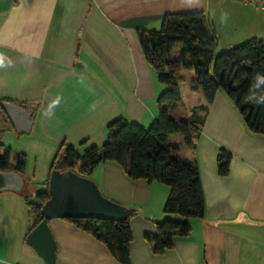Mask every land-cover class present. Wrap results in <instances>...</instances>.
Listing matches in <instances>:
<instances>
[{
	"label": "crops",
	"instance_id": "crops-1",
	"mask_svg": "<svg viewBox=\"0 0 264 264\" xmlns=\"http://www.w3.org/2000/svg\"><path fill=\"white\" fill-rule=\"evenodd\" d=\"M186 11L208 15L219 51L251 38L264 41V8L242 0H0V100L36 105L30 133L50 150L63 142L81 153L101 148L107 125L120 117L149 126L167 86L147 61L138 30H159L166 14ZM78 61L86 67H77ZM190 79L189 88L187 79L181 87L174 118L201 121V134L193 148L183 136H170L181 147L179 157L198 162L206 197L205 216L192 221L189 236L176 237L163 252H155L146 238L165 217L167 185L126 178L113 161L99 164L90 178L110 198L135 207L131 264H264V136L247 129L224 92L210 103ZM187 92L199 100H184ZM1 125L2 132L12 129L8 122ZM222 148L232 154L227 175L218 172ZM115 175L121 181L110 186ZM155 189L161 193L157 206ZM26 207L23 194L0 193V264H46L26 242L33 225ZM49 225L56 264H121L70 220L55 218Z\"/></svg>",
	"mask_w": 264,
	"mask_h": 264
},
{
	"label": "trees",
	"instance_id": "trees-1",
	"mask_svg": "<svg viewBox=\"0 0 264 264\" xmlns=\"http://www.w3.org/2000/svg\"><path fill=\"white\" fill-rule=\"evenodd\" d=\"M138 36L158 80L167 86L158 97V117L149 128L123 117L117 118L107 125L103 146H91L84 153L63 142L50 167L46 189L37 192L34 201L25 197L33 220L31 230L44 219L41 210L50 198L52 170H73L90 178L99 164L113 161L120 164L131 179H144L150 184L159 181L170 188L163 208L164 219L157 223L156 233L146 234L155 252L172 248L178 236L190 235L192 221L205 216L206 197L198 162L179 157L176 153L181 147L170 142L171 135L179 134L184 138V145L193 148L202 130L201 121L179 120L171 115L182 101L181 87L186 81L183 72H193L191 88L200 91L210 103L218 91L224 92L241 114L247 129L254 135L264 136V99H258L264 98L263 40L251 38L219 51L216 28L203 11L166 14L159 30L139 29ZM4 101H15L0 100V113L10 124L1 108ZM231 161L232 154L222 148L217 157L220 175L228 174ZM25 163L24 153L17 154L15 162L11 161L10 152L0 155V169L3 170L22 174ZM131 216L122 220H67L105 244L121 264H131Z\"/></svg>",
	"mask_w": 264,
	"mask_h": 264
},
{
	"label": "water",
	"instance_id": "water-1",
	"mask_svg": "<svg viewBox=\"0 0 264 264\" xmlns=\"http://www.w3.org/2000/svg\"><path fill=\"white\" fill-rule=\"evenodd\" d=\"M77 67L84 68L82 61ZM1 108L17 134L32 131L36 105L23 107L16 102L4 101ZM25 181L16 171L0 169V193L21 191ZM50 198L42 206L44 219L27 235L26 242L34 248L46 264H56V241L49 221L60 218H96L122 220L130 217L135 209L124 206L106 197L98 184L89 177L73 170L51 171L49 180Z\"/></svg>",
	"mask_w": 264,
	"mask_h": 264
},
{
	"label": "rangeland",
	"instance_id": "rangeland-1",
	"mask_svg": "<svg viewBox=\"0 0 264 264\" xmlns=\"http://www.w3.org/2000/svg\"><path fill=\"white\" fill-rule=\"evenodd\" d=\"M192 74H193L192 71L191 72L188 71L184 73V76L187 79V82L185 83L184 88H186V86H188L189 88V79ZM184 100H199V99L197 95L187 92L184 95ZM171 115L172 117L178 116L176 113H174V111L171 113ZM0 118H2L1 123L3 124L7 123L3 114L1 113H0ZM149 127L150 126H146V128H149ZM2 131H3V126L0 124V155L4 156L7 152H10V157H11L12 162H15V157L17 154L24 153L26 155L25 168H24L23 173L21 174L25 181V186L21 191H18V192L23 194L25 197H29L30 200L34 201L36 193L40 191H44L46 189V181L50 173V167L52 165V162L58 150L57 148L55 150H52V149L50 150L46 146V144L43 143V141L39 140L36 135H33V133L17 134L12 129H10L7 132H2ZM118 165L122 169L124 176L128 178L123 167L120 164ZM101 176H102L101 170L97 169L95 171L94 177L99 180ZM120 181H121L120 178L117 177L116 175L112 176L111 178H109V185L110 186L111 184L119 185ZM98 186L106 197H108L111 200H114L110 198L109 196H107L105 192H103L104 188L100 187L99 184ZM124 186L128 187L125 184ZM167 188L169 189V186H167ZM125 189L126 191L128 190V188H125ZM131 191H132V187L130 188L129 192H127L126 194L131 196L132 195ZM4 192H16V191H4ZM136 194H137L136 195L137 199L141 197L140 191H137ZM160 195H161L160 191L155 189L153 192V201L155 202L154 204L156 206L158 205V199ZM114 201L124 205L122 202H119L117 200H114ZM131 208H135V207H131ZM26 210L28 212L27 207H26ZM158 217L160 220H162L160 216ZM175 219L183 220L184 218L181 216H176Z\"/></svg>",
	"mask_w": 264,
	"mask_h": 264
},
{
	"label": "built area",
	"instance_id": "built-area-1",
	"mask_svg": "<svg viewBox=\"0 0 264 264\" xmlns=\"http://www.w3.org/2000/svg\"><path fill=\"white\" fill-rule=\"evenodd\" d=\"M245 2L256 4L258 7L264 8V0H242Z\"/></svg>",
	"mask_w": 264,
	"mask_h": 264
},
{
	"label": "flooded vegetation",
	"instance_id": "flooded-vegetation-1",
	"mask_svg": "<svg viewBox=\"0 0 264 264\" xmlns=\"http://www.w3.org/2000/svg\"><path fill=\"white\" fill-rule=\"evenodd\" d=\"M1 120H2V118H0V124H1Z\"/></svg>",
	"mask_w": 264,
	"mask_h": 264
},
{
	"label": "clouds",
	"instance_id": "clouds-1",
	"mask_svg": "<svg viewBox=\"0 0 264 264\" xmlns=\"http://www.w3.org/2000/svg\"><path fill=\"white\" fill-rule=\"evenodd\" d=\"M258 99H264V98H258Z\"/></svg>",
	"mask_w": 264,
	"mask_h": 264
}]
</instances>
